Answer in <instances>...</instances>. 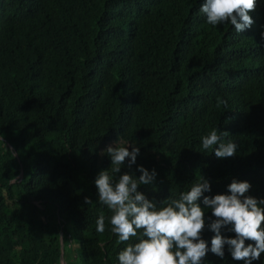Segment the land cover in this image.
Segmentation results:
<instances>
[{
  "label": "trees",
  "instance_id": "trees-1",
  "mask_svg": "<svg viewBox=\"0 0 264 264\" xmlns=\"http://www.w3.org/2000/svg\"><path fill=\"white\" fill-rule=\"evenodd\" d=\"M204 2L0 0V264H60L61 255L77 264L66 260L68 237L81 264H119L137 240L111 232L95 185L111 167L100 153L114 143L140 147L121 174L155 169L138 190L157 204L202 177L212 189L204 195L230 194L236 179L264 200V0L242 33L209 25ZM213 129L229 133L235 156L202 152ZM214 235L206 226L203 264H244L227 245L222 259L213 254Z\"/></svg>",
  "mask_w": 264,
  "mask_h": 264
},
{
  "label": "clouds",
  "instance_id": "clouds-1",
  "mask_svg": "<svg viewBox=\"0 0 264 264\" xmlns=\"http://www.w3.org/2000/svg\"><path fill=\"white\" fill-rule=\"evenodd\" d=\"M256 7L257 0H205L200 11L209 25L230 23L237 33H242L253 25L250 13ZM261 36L264 38V32ZM228 135L211 130L202 137V152L214 151L221 159L235 156L237 143L223 142ZM105 153L111 158V167L102 170L95 180L98 203L111 212L110 230L119 242L137 240L119 252V264H203L209 251L208 243L202 238L206 226L215 233L210 250L221 259L226 245L231 257L244 264H253L264 253V200L246 195L251 188L249 182L233 179L227 186L230 194L207 196L204 194L211 192V184L202 177L179 198L170 196L157 204L138 190L141 185L153 184L157 176L155 169L150 172L141 165L137 169L141 173L139 177L128 172L121 174L126 161L128 168L136 164L140 147L132 146L130 151L129 147L114 143L100 155ZM201 197L215 217H208L211 223L207 225L206 209L198 202ZM84 202L92 204L88 197ZM222 229L234 232L235 238L223 235ZM96 231H105L103 214L96 220ZM246 241L254 243L246 245Z\"/></svg>",
  "mask_w": 264,
  "mask_h": 264
},
{
  "label": "rangeland",
  "instance_id": "rangeland-1",
  "mask_svg": "<svg viewBox=\"0 0 264 264\" xmlns=\"http://www.w3.org/2000/svg\"><path fill=\"white\" fill-rule=\"evenodd\" d=\"M64 252L66 254L67 261H74L77 264H81V259L79 256V250L77 243L71 237H68L66 240V244L64 246Z\"/></svg>",
  "mask_w": 264,
  "mask_h": 264
},
{
  "label": "water",
  "instance_id": "water-1",
  "mask_svg": "<svg viewBox=\"0 0 264 264\" xmlns=\"http://www.w3.org/2000/svg\"><path fill=\"white\" fill-rule=\"evenodd\" d=\"M62 246H63V244H62V240H60V248H61V249H62ZM60 264H64V262H63V258H62V255H61Z\"/></svg>",
  "mask_w": 264,
  "mask_h": 264
}]
</instances>
